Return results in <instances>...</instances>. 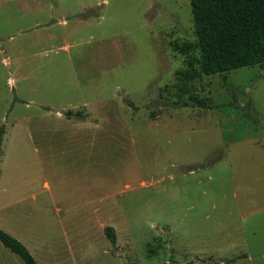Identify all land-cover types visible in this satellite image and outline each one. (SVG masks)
I'll use <instances>...</instances> for the list:
<instances>
[{
    "label": "rangeland",
    "instance_id": "1",
    "mask_svg": "<svg viewBox=\"0 0 264 264\" xmlns=\"http://www.w3.org/2000/svg\"><path fill=\"white\" fill-rule=\"evenodd\" d=\"M194 38L189 0H0V229L37 264H264V65L185 79Z\"/></svg>",
    "mask_w": 264,
    "mask_h": 264
},
{
    "label": "trees",
    "instance_id": "2",
    "mask_svg": "<svg viewBox=\"0 0 264 264\" xmlns=\"http://www.w3.org/2000/svg\"><path fill=\"white\" fill-rule=\"evenodd\" d=\"M195 38L174 42V49L182 54L196 50L198 68L186 61L187 68L179 70L183 78L211 75L244 66L264 65V0H189ZM191 101L201 107L213 105L205 99L193 97ZM186 106L188 102H173ZM129 105L133 106L129 103ZM80 117V111H66ZM4 127L0 126V146ZM105 235L115 243L112 226L104 228ZM0 242L16 253L24 264H37L26 246L6 231L0 229Z\"/></svg>",
    "mask_w": 264,
    "mask_h": 264
},
{
    "label": "crops",
    "instance_id": "3",
    "mask_svg": "<svg viewBox=\"0 0 264 264\" xmlns=\"http://www.w3.org/2000/svg\"><path fill=\"white\" fill-rule=\"evenodd\" d=\"M4 134V133H3ZM60 135H62L61 137H66V136H63L64 134H60ZM67 135H69V136H71V137H75V136H78V135H80V133H69V134H67ZM2 138H3V136H2ZM66 138H68V137H66ZM61 145H63V143H61L60 144V146ZM0 151H1V149H0ZM46 187H47V184H46ZM67 240V239H66Z\"/></svg>",
    "mask_w": 264,
    "mask_h": 264
}]
</instances>
